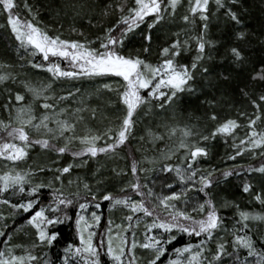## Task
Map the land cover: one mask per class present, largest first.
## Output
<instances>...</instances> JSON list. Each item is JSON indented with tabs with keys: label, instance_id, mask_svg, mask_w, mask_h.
I'll return each instance as SVG.
<instances>
[{
	"label": "snow or ice",
	"instance_id": "1",
	"mask_svg": "<svg viewBox=\"0 0 264 264\" xmlns=\"http://www.w3.org/2000/svg\"><path fill=\"white\" fill-rule=\"evenodd\" d=\"M181 2L182 0H132L130 5L128 0H110L103 10L104 15L107 16L116 11L120 14L119 18L112 27L107 28L103 37H97L100 41L99 46L92 47L93 41L62 38L60 34H49L45 28L34 23L33 20L38 17L39 13L33 9L28 0H23L22 5L17 0H0V12L5 15L7 25L19 42L18 52L21 48L25 51L30 50L31 56L40 55L42 61L46 62L35 63L34 60H29L28 62L33 67L46 69L55 79L112 75L120 77L124 81L123 85L117 86V88H113L111 83L103 85L105 89L117 92L120 102L125 106L119 126L115 128L110 126L103 132L87 128L84 134H78V124L85 120V117L80 113L89 110L91 117L95 118L96 109H88V106L85 105L75 109L73 113H68L67 107L57 108V103L49 102L56 99L55 93L50 91L52 83L43 81L39 85L28 80L21 81L25 90L31 93L33 102H40L42 112L39 116L35 114L36 109L31 103H18L15 105L14 121L0 120V133H3L0 135V159L11 162L13 165L12 170L5 171L0 175V190L8 192L9 189H12L13 194L17 191L29 193L23 202L12 203L10 199H4L0 200V203L9 204L14 210L23 209L25 212L35 209L27 222L35 228L39 242L51 245L57 239L59 233L50 232L49 226L63 223L61 215L57 214L62 212L61 205H72L75 197L79 196V192L65 196L62 191L56 189L51 194L54 197L53 201L45 205L41 200L40 191L44 187L51 188L52 182L50 181L48 184L32 183L29 178V172L43 171L44 169H30L29 172H21L15 170V164L29 156V150L33 145L54 150L58 154L70 152L73 157L88 156L92 158L102 153H115L131 135L135 123L133 117L141 105H150L151 101L155 99L159 101V108L164 109L166 105L170 106L174 102L179 93H195L197 91L194 83L195 71L205 58L206 44L212 43L205 41L203 33L194 37L196 55L191 63L177 61L182 49L186 50L189 47L188 40L181 41L178 33L177 39L171 45L161 49L162 59L155 65L139 55H124L119 50L128 33L133 32L140 24L144 23L147 17H152L151 23L148 24V27L152 28L164 19L165 13L175 16L176 9ZM209 3L210 0H189L190 14L183 15L182 20L195 24V18L199 14V18L205 21L203 29L206 32ZM215 4L217 10L225 8L227 16L236 23H241L237 12L228 7L225 0H215ZM21 7L33 19L22 18L19 11ZM68 7L76 11L77 6L69 4ZM91 22L89 19V23ZM237 35L243 38L245 32L241 31ZM145 38L151 41V34H147ZM144 51L147 52L148 49L145 48ZM230 51L236 61L243 59V52L239 48L232 47ZM59 58L68 61L69 68L62 67ZM3 67L5 65L0 64V68ZM7 67L11 68L12 65H7ZM203 72H208V69L203 68ZM10 79L15 81V75L8 72L0 73V83ZM253 79L264 80V66H261L260 71L253 76ZM145 91L147 95L144 94ZM247 94L245 93V95ZM7 99L9 103L12 102L13 95H9ZM66 99L67 97L63 96L59 98L61 101ZM14 100L23 102L25 95L15 92ZM206 103L215 104V101H206ZM251 104L258 112L255 118L247 119L250 134L240 140V144H247L252 149L264 148V132H258L255 127L256 121L261 119L259 110L264 105V94L252 99ZM4 107L8 108L9 104L6 103ZM240 115L246 116V113L241 112ZM209 119L217 121L216 113L212 112ZM163 127L166 129L168 139L175 136L177 131L180 132L178 141L171 147L165 145L166 150L161 151L160 172L174 173L172 179L160 181L161 190L157 191L154 187L157 182L151 180L147 175L155 169L141 167L139 162L133 159L131 163L133 179L121 187L120 191L123 195H114L113 192L106 191L99 197L101 200L109 201L110 207L122 205L129 209L130 214L126 217L129 229L133 227L131 222L134 217L137 226L142 219L151 218L145 224V241L139 243L133 232V238L129 244L127 236L117 233L118 242L114 243L111 228H109L105 254L111 257L113 264H137L135 249L139 243V247L148 250L151 254L147 258L146 264H158V262L164 264L161 258L165 257L169 251L168 245L176 241L179 235L187 234L188 236L201 237L199 243H187L181 247H173L171 250L175 258H166V264H264V248H257V240L253 234V227L258 226L250 223V221L264 222V213L241 209L235 201L224 200L218 205L208 191L221 179L226 180L233 175L240 176L244 172L264 174V163H261L258 168L241 166L228 169L222 172L221 177L214 175L216 169L206 171L194 166L197 164L198 157L208 155V150L192 137L199 136L200 140H207L209 135L212 138L217 135L231 136L237 128L241 127V124L234 118L225 119L217 123L209 135L198 133L188 125L169 127L165 123ZM32 132L40 134V138L33 137ZM148 135L153 143L165 140L164 132H154L149 129ZM61 140L63 143L52 142ZM74 141H78L81 145L78 151H74L71 147ZM101 141L103 143H100ZM181 150H183L181 163L165 162L170 161ZM242 151L243 149L236 155H240ZM253 154L255 155V153ZM260 155L264 156V151ZM229 158L235 159V156ZM145 160L154 164L156 157H145ZM72 168V163L57 168L55 171L59 175H56L54 179L63 185L61 177L65 173H70ZM139 173L145 174L143 179ZM72 182L69 180L70 184ZM26 184L29 187L26 188ZM176 184H181L183 187L177 191L175 190ZM83 187L91 193L93 202H95L96 194L91 192L89 184L85 182ZM128 189H131V194ZM241 189L244 193L252 194L256 201L264 205V192H254L251 182L244 181ZM192 190L204 193L207 198L190 201L188 192ZM133 195L139 198L134 199ZM95 206L99 208L100 204L96 202ZM88 207L87 201L79 204L82 211ZM230 207L236 210L235 216L238 217V219L234 218L231 225L227 223L228 217L221 211V209ZM139 213H142L143 216L137 215ZM2 216L3 214L0 213V217ZM63 216L64 219H70L66 211H63ZM99 221L100 216L95 212L91 213V222L83 214L79 215L75 221L79 229L81 246L70 245L65 249V252L79 256L82 264H101L99 244H102L103 240L94 242L93 237L96 233L93 231H87V236H85V231L91 229L93 224H98ZM109 224H111V220H109ZM7 228L6 223L0 226V236H6L8 240H11L12 234L6 232ZM259 239L264 242V233ZM210 244H214V248L210 247ZM126 255L127 259H125ZM249 257L252 259L249 260ZM35 260L37 257L30 253L27 256L16 255L11 251V247L8 249V255L0 251V264H26V262L31 264ZM64 260L67 264L69 255H65Z\"/></svg>",
	"mask_w": 264,
	"mask_h": 264
},
{
	"label": "trees",
	"instance_id": "2",
	"mask_svg": "<svg viewBox=\"0 0 264 264\" xmlns=\"http://www.w3.org/2000/svg\"><path fill=\"white\" fill-rule=\"evenodd\" d=\"M17 2L22 5L23 0H17ZM109 2L110 0H28L33 9L39 13L38 17L33 20L34 23H38L45 28L49 31V34H60L62 38L93 41L92 47L99 46L100 41L97 37H103L107 28L112 27L119 18L120 14L116 11L109 13L107 16L104 15L103 10ZM128 2L131 5L132 0H128ZM225 3L237 12L241 23L238 24L227 16L225 8L217 10L214 1L210 0L208 28L205 32L203 29L205 21L199 18V14L195 18V24L186 23L182 20L183 15L190 14L189 0H182L176 9L175 16H169L165 13L164 19L152 28L148 27L152 17H147L144 23L140 24L133 32L128 33L123 46L119 49L121 53L131 56L139 55L154 65L162 59L161 49L171 45L177 39V33L181 41L187 39L189 44L186 50L182 49L177 61L179 63H191L196 55L194 37L203 33L205 41L212 43L206 44L205 58L200 62V66L194 74L197 91L195 93H179L174 102L170 106L166 105L164 109L159 108V101L155 99L151 101L150 105H141L133 117L135 123L131 135L125 144L112 154L102 153L92 158L88 156L73 157L70 152L58 154L50 149L41 151L38 145H33L34 147L29 150V156L18 162L21 165L17 171L29 172L30 169H44L43 171L29 172V177L31 176L39 182L45 184L52 182L51 188L44 187L41 189L42 202L45 205L51 203L54 199L51 194L56 189L62 191L65 196L74 195L77 192H79V196L75 197L72 205H61L62 212L57 214L61 215L63 223L49 226L50 232L59 233L57 239L51 245L46 242H39L36 230L32 229L27 222L35 209L25 212L23 209L14 210L9 204L0 203V213L3 214L0 217V226L6 223L8 225L6 232L12 234L11 240H8L6 236H0V251L8 255V249L11 247V251L16 255L27 256L30 253L37 257V260L32 261L31 264H45L46 261L47 264H66L65 255H69L67 264H82L79 256L74 253L68 254L65 249L70 245L81 246L79 230L75 226V216L78 211H82L79 204L86 201L89 203V207L97 208L95 203L100 204L98 209L102 213V219L95 229L96 235L93 240L94 242L103 240V243L99 244L101 264H113L111 257L105 254L108 239L107 230L109 228H111L114 243L118 242L116 234L120 233L122 236H127L130 244L133 232L135 233V239L139 243H143L146 232L145 224L151 218L142 219L139 226H137L134 217L131 222L133 227L129 229L127 228L129 222L126 219L127 215L130 214L129 209L122 205H117L114 208L110 207L109 201L101 200L99 197L106 191H111L114 195H123L120 191L121 187L133 179L131 173L133 159L137 160L141 167L155 169L147 175L156 179L157 185H160V181L164 179H172L174 173L160 172L161 162L152 165L142 163L145 157H153L160 150L165 149V145H170L167 140H164L152 147L144 137L146 130H161L165 123L169 127L188 125L204 135H209L217 123L228 118L238 120L241 127L237 128L233 135H217L215 138L209 135V139L203 140L208 155L198 157L197 164L194 166L206 171L216 169L214 173L216 177H221L222 172L228 169L241 166L244 168L248 166L258 168L261 163H264V156L260 155L264 148L252 149L247 144H240V140L245 139L250 134L247 119L255 118L258 112L252 106L251 100L264 94V80L253 79V76L260 71L261 66H264V0H235V2L225 0ZM69 4H75L77 6L76 11L69 8ZM19 11L22 18L33 19L23 7ZM4 17L0 14V64L5 65V67L12 65V71L15 70V81L10 79L0 83V120L8 121L12 120L8 110H13L18 103L32 102L29 99L30 94L21 83L22 77L20 79L19 76L21 74H24V77L37 76V71L44 70L33 67L29 62V64L24 63V60H34L35 63L46 62L42 61L40 55L33 57L31 52L26 54L22 48L18 52V41L1 24ZM89 19H91V23H89ZM73 29H76V31H73ZM241 31L245 32L243 38L237 35ZM149 33L152 37L151 41L145 38ZM232 47H237L243 52L242 60H235L230 51ZM145 48L148 49L147 52L144 51ZM50 59L53 58L50 57ZM59 59L62 60L61 66L65 67V60ZM203 68H207L208 72H203ZM3 70L4 67L0 68V73ZM68 78H64L65 81H60L64 83L65 87L60 90L57 99L63 96L70 100V98L81 93L85 87L94 89L97 85L95 81L85 80L74 83ZM117 80L119 84L114 85V88L122 86L124 83L120 77ZM15 92L24 94L25 101L16 102L14 100ZM69 93L72 95L69 96ZM245 93L248 94L245 95ZM144 94L147 95V92L145 91ZM9 95H13V100L10 103L7 99ZM103 97H105V100H103L102 105L91 103V109H96V117L92 118L90 115V121L92 120L90 123L93 125V122H95L94 125L98 127L97 124L104 126L112 121V127H118L124 115L125 106L120 102L115 91H104ZM206 101H215V104H208ZM6 103L9 104L8 108L4 107ZM32 103L36 107L40 106L39 101ZM212 112L216 113L217 121L209 119ZM241 112L246 113V116L240 115ZM259 114L261 119L256 121L255 127L258 132H264V105L261 106ZM0 135H3V133H0ZM100 143H103V141ZM71 147L74 151L80 149V147L73 145ZM241 149H243L241 154L236 155ZM115 154L118 157L111 158ZM232 156H235V159L229 158ZM177 160L178 157L165 162L176 164ZM69 163L73 164V168L70 173L63 174L61 177L63 185H61L59 181L54 179L56 175H59L55 170ZM3 173V171H0V175ZM139 175L143 179L145 174L139 173ZM69 180L73 182L70 184ZM244 181L253 184L254 192H264V174L259 172H244L240 176L233 175L226 180L221 179L217 185H214L208 191L218 205L224 200L235 201L241 209L264 213V205L256 201L252 194L242 191L241 185ZM85 182L89 184L92 193H98L95 202H93L91 193L84 189L83 184ZM178 186V184L175 185L177 191L179 190ZM25 187L27 188L29 185L26 184ZM128 192L131 194V189H128ZM28 196L27 191L24 193L17 191L13 194L12 189H9L8 192L0 190V200L10 199L12 203L23 202L24 198ZM133 198L139 197L133 195ZM188 198L191 201L193 199L204 200L207 197L204 196V193L192 190L188 192ZM63 211H66L70 219H64ZM221 211L228 217L227 223L229 225L234 222V218L238 219L235 216L236 210L234 208L221 209ZM137 215L143 216L142 213ZM109 220H111V224H109ZM250 223L258 226L253 227L257 248H264V242L259 239L261 234L264 233V222L250 221ZM228 238L230 239V237ZM200 239L201 237L188 236L187 234L179 235L176 241L168 245L169 251L161 260L166 264V258H175L171 250L173 247H181L187 243L197 244ZM139 243L135 249L137 264H146V260L151 254L148 250L139 247ZM209 246L214 248V244ZM229 251H231V248H229ZM127 258L126 255L125 259ZM251 259L249 257V260Z\"/></svg>",
	"mask_w": 264,
	"mask_h": 264
},
{
	"label": "rangeland",
	"instance_id": "3",
	"mask_svg": "<svg viewBox=\"0 0 264 264\" xmlns=\"http://www.w3.org/2000/svg\"><path fill=\"white\" fill-rule=\"evenodd\" d=\"M213 1L215 3V0H213ZM0 14L3 15V17L5 16L2 12H0ZM1 24L4 25V27L7 28V30L9 31V34L12 37L15 38L14 34L11 32L10 27L6 23V17H4L3 22H1ZM24 52L26 54H28V53H30V50L29 51H25L24 50ZM59 62L62 65V60L59 59ZM24 63L29 64L28 63V60H24ZM65 63H66L65 67L66 68H69L68 61L65 60ZM14 71H12V69L9 68V67H4V70H3V72H8V73H11V74H14ZM36 75L37 76L29 75L28 77H24V74H21L19 76V78L21 79V77H22V80L21 81L28 80V81H30V82H32L34 84H37V85H39L41 81H43L45 83L51 82L52 83V87H51L50 91L55 93L56 99L55 100H50L49 102H51V103H57V108L67 107L68 108V113H73L75 109L82 108L85 105L88 106V109H91V105H92L91 103H94V104L97 103L98 105H102L103 100H105V97H103L104 91L105 92L106 91L107 92L108 91H111V90L105 89L103 87V85L104 84H107V83H111L112 86L119 84L118 83V80H117L118 77L116 78V76H112V75H109V76H83V77H78V78H72V77H70L68 79H70L74 83H79V81L85 80V81H95L97 83V85H95L96 87L94 89H92L91 87H88V88L85 87L84 89H82L83 91L81 93H79L78 95L70 98V100L69 99H66L64 101H61V100L57 99V96H58V93L60 92V90L65 87L63 85L64 83L60 82L61 80L62 81H65L64 77H61L59 79H55V78H53L51 76V74L46 69L37 71V74ZM29 94H30V98L29 99L33 102V98L31 96V93H29ZM32 102H28V103H31L33 105V107L36 109V113L35 114L37 116H39L41 114V112H42V109L40 108V106L36 107V105H34V103H32ZM28 103H25V104H28ZM8 111L10 112V114H11L10 116H11L12 120L14 121L15 115H16L15 106H14L13 110H8ZM80 114L85 117V120L82 123L78 124V127H77V133L78 134H84V132L86 131L87 128H91L93 130H98L100 132H103V131H105L106 128H108L110 126L111 127L113 126V124H112L113 122L112 121L110 122V124L109 123H106L107 125L105 124L104 126L102 124H99V125L97 124L98 127H96V125H94L95 122H93V125H92L90 123L92 120L90 121L91 118H90V111L89 110H85V111H83ZM135 114H134V116H135ZM159 126H160V124H159ZM193 129L196 132H198L195 128H193ZM152 131H154V132H164L165 133V140H167L170 143L169 147H171L173 144H175L178 141V139L180 138V132L177 131V134L175 136H173L171 139H168L167 132H166V129L164 127L161 130H158L157 131V129H152ZM198 133H201V132H198ZM32 136L35 137V138H40V134H38L36 132H32ZM144 137L150 142V144H151L152 147L156 143L160 142V141H156L155 143H153L152 140H151V138L148 135V131L147 130H146V133H145ZM192 139L193 140H196L200 145L204 146L203 140H200L199 139V136L192 137ZM52 142L53 143H55V142H57V143H63L62 140L61 141H52ZM72 145L73 146H76V147H81V145L79 144L78 141H74ZM38 146L41 149V151H43V150H49V149H44L40 145H38ZM164 150H166V148L160 150L158 154L153 155V157H156V162L154 164L161 162V160H162L161 151H164ZM182 155H183V150H181L180 152H178L176 154V156H174L172 159H175L176 157H178L177 163H181V157H182ZM115 157H118V155L115 154L111 158H115ZM143 162L144 163H148L149 165H152L153 164V163H149L147 160H145V158L143 159L142 163ZM20 165L21 164H19L18 162L15 164L14 167H15V170L16 171L18 170V168L20 167ZM12 169H13V165H12L11 162H8V161H5L3 159H0V171L5 172V171L12 170ZM29 178L32 181V183H39V181H37L35 178H33L31 176ZM151 180L156 181V179H153V178H151ZM53 183H54V181H53ZM178 185H179L178 186L179 188L180 187H183V185H181V184H178ZM154 187H156L157 191L161 190L160 185L155 184ZM95 194L97 196L98 193L95 192ZM134 199H138V198H134ZM92 212L97 213V215L100 216V221H101V219H102V213H101V211L98 208L91 207V206L88 207L87 209L83 210V212L82 211H78L77 212V215L75 216V218L77 219V217L79 215L83 214L86 218L89 219V222H91V213ZM76 219H75V221H76ZM100 221H99V223H100ZM119 221L121 222L122 220H119ZM98 224H95L94 223L91 229L86 230L85 231V236H87V231H93V232H95L96 231L95 229H96V227H97ZM75 226H76V223H75ZM30 227L32 229H35L32 225H30ZM76 228H77V226H76Z\"/></svg>",
	"mask_w": 264,
	"mask_h": 264
}]
</instances>
